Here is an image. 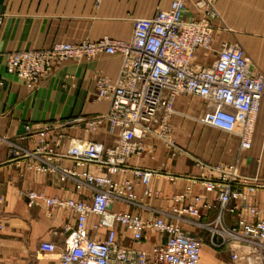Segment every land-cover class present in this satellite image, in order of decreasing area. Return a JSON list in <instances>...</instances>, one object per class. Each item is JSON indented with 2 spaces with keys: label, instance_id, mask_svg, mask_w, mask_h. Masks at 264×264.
<instances>
[{
  "label": "built area",
  "instance_id": "2783aa9c",
  "mask_svg": "<svg viewBox=\"0 0 264 264\" xmlns=\"http://www.w3.org/2000/svg\"><path fill=\"white\" fill-rule=\"evenodd\" d=\"M101 1L95 0V5ZM189 1L194 14L184 20L183 12ZM218 1L171 0L168 9L157 10L150 18L132 19L128 41L103 37L95 42L56 43L49 49L11 52L6 56V75L29 91L47 79L53 62H88L99 55L117 56L120 60L114 80L102 75L95 79V98L107 103L106 113L73 122L80 124L82 132L88 135L105 126L115 134L111 146L70 138L63 131L65 126L32 130L26 125L25 136L37 139L34 149L10 147L12 160L35 158L40 165L31 166L32 170L53 175L61 185L70 183L74 191L89 195V200H75L32 191L19 193L29 203L44 204L49 217L56 210H68L75 216V226L64 228L57 264H199L202 242L181 230L178 223L182 220L207 231L211 248L227 246L230 264L262 263L264 216L257 205L247 202V196L264 187L241 177L235 164L208 166L195 160L200 175L189 178L182 192L171 195L167 199L168 212L154 220H143L128 212H110L114 203L142 207L143 199L155 200L159 191L152 183L157 176L169 183L184 178L161 168L129 169L127 165L130 158L151 153L144 142L149 139L180 152L170 134L173 105L179 96L201 99L205 112L198 121L216 131L235 135L241 150L250 149L261 113L264 120V77L250 73V60L244 52L224 42L210 67L195 64L198 50H212L213 23L221 21ZM3 85L0 76V87ZM65 140V151L58 153L59 143ZM58 159L70 161L72 168L59 167L54 162ZM88 167L98 173H92ZM128 173L129 179L120 182L115 179ZM195 185L207 195L212 194L213 200L194 195ZM138 187L140 194L136 193ZM210 211L215 212L214 217L200 223L203 212ZM225 216L235 218L233 225L225 224ZM90 218L94 221L88 226ZM116 226L128 232L135 244L143 243L146 232L164 235L166 241L162 246H154L150 254L125 248L117 240ZM102 230L104 234L100 236ZM39 250L55 253L58 247L42 242Z\"/></svg>",
  "mask_w": 264,
  "mask_h": 264
},
{
  "label": "crops",
  "instance_id": "0c3cea01",
  "mask_svg": "<svg viewBox=\"0 0 264 264\" xmlns=\"http://www.w3.org/2000/svg\"><path fill=\"white\" fill-rule=\"evenodd\" d=\"M170 1L102 0L96 6L95 0H0V76L4 80V85L0 87V264H57L63 248L64 228H73L76 223L75 216L68 210H56L50 217L47 216L44 204L29 203L19 194L21 191L62 199L89 200L85 191H74L70 183L61 185L53 175L32 170L31 166L40 165L37 159L12 160L9 153L11 145L32 151L37 139L25 136L26 125L32 130L59 125L65 126L63 131L70 138L111 146L115 134L105 126L88 135L82 132L80 124L73 122L106 113L107 103L95 98V79L102 75L114 80L120 67L117 56L106 55H99L88 62H53L47 79L41 81L35 90L29 91L6 75V56L11 52L49 49L56 43L95 42L103 37L128 41L132 34V19L150 18L157 10L168 9ZM217 10L221 21L213 23L212 50H198L195 64L210 67L220 44L224 42L239 45L250 60V73L257 72L264 77V0H219ZM193 14L189 1L183 19L188 20ZM242 44H246V49ZM173 111L170 125L175 130L173 138L176 146L181 148V156L173 160L166 158L158 141L149 139L144 142L151 153L132 157L127 165L129 169L157 171L161 168L170 175L184 178L169 183L157 176L152 183L159 191L155 200L143 199L142 207L114 203L110 212H128L143 220H154L168 212L167 199L182 192L189 178L200 175L193 166L195 160L208 166L235 164L241 177L264 187V120L261 114L250 149L241 150L238 137L216 131L198 121L205 112V103L201 99L179 96L174 101ZM66 146V140L59 143L57 152H64ZM54 162L59 167L72 168L68 160ZM87 169L98 173L93 167ZM130 177L128 173L115 179L120 182ZM61 186L63 190H60ZM136 193L140 194L139 187ZM192 193L208 201L214 198L198 185L192 187ZM247 202L257 205L264 216V189L257 188L248 194ZM214 214V211L203 212L200 223L210 221ZM166 219L174 221L170 217ZM234 220L230 216L223 219L227 226L233 225ZM93 221L90 218L88 226ZM178 224L187 236L201 240L200 256L203 247L213 249L209 245L207 231L184 220ZM115 229L121 246L141 249L146 253L166 241L164 235L146 232L143 243L135 244L128 232L118 226ZM103 234L104 230L100 236ZM201 235H205V241ZM42 242L54 243L58 250L55 253L42 252L39 250ZM221 249L228 251L227 246ZM262 252L264 255V243ZM261 264H264V258Z\"/></svg>",
  "mask_w": 264,
  "mask_h": 264
},
{
  "label": "rangeland",
  "instance_id": "374dc122",
  "mask_svg": "<svg viewBox=\"0 0 264 264\" xmlns=\"http://www.w3.org/2000/svg\"><path fill=\"white\" fill-rule=\"evenodd\" d=\"M235 46H237L241 49V47L239 45H235ZM241 46L246 49V44H242ZM261 115H262V113H261ZM174 133H175V130H173V128H172V131L170 132V134L172 135V138L174 137ZM174 142L176 144L175 140H174ZM157 143H159L161 145L162 150L165 152V157L168 159L173 160L175 158L180 157L182 154L181 148H179L178 146L177 147L180 150V152H177V151L173 150V148L164 145V143H160V142H157ZM193 166H194V162H193ZM201 238L203 241H205V235H201ZM215 251L216 250L213 251V249H210L207 246L203 247L202 253L200 256V260H199V264H228V257L230 254L229 249H228V251H227V249L226 250L221 249V250H218L216 252ZM150 253L147 252V254H150Z\"/></svg>",
  "mask_w": 264,
  "mask_h": 264
},
{
  "label": "bare ground",
  "instance_id": "6f19581e",
  "mask_svg": "<svg viewBox=\"0 0 264 264\" xmlns=\"http://www.w3.org/2000/svg\"><path fill=\"white\" fill-rule=\"evenodd\" d=\"M262 131H263V129H262Z\"/></svg>",
  "mask_w": 264,
  "mask_h": 264
}]
</instances>
